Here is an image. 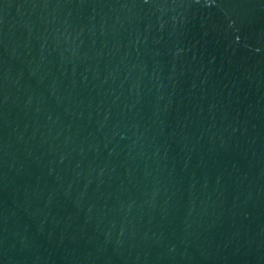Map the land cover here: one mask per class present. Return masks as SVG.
<instances>
[{"label": "water", "instance_id": "1", "mask_svg": "<svg viewBox=\"0 0 264 264\" xmlns=\"http://www.w3.org/2000/svg\"><path fill=\"white\" fill-rule=\"evenodd\" d=\"M0 264H264V0H0Z\"/></svg>", "mask_w": 264, "mask_h": 264}]
</instances>
